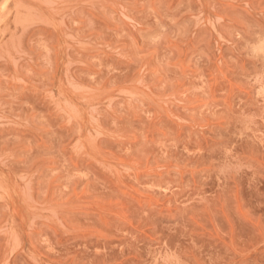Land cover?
Returning <instances> with one entry per match:
<instances>
[{"label": "rangeland", "instance_id": "1", "mask_svg": "<svg viewBox=\"0 0 264 264\" xmlns=\"http://www.w3.org/2000/svg\"><path fill=\"white\" fill-rule=\"evenodd\" d=\"M0 264H264V0H0Z\"/></svg>", "mask_w": 264, "mask_h": 264}]
</instances>
